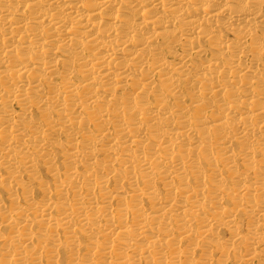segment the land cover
Masks as SVG:
<instances>
[{"label": "bare ground", "instance_id": "obj_1", "mask_svg": "<svg viewBox=\"0 0 264 264\" xmlns=\"http://www.w3.org/2000/svg\"><path fill=\"white\" fill-rule=\"evenodd\" d=\"M0 264H264V0H0Z\"/></svg>", "mask_w": 264, "mask_h": 264}]
</instances>
